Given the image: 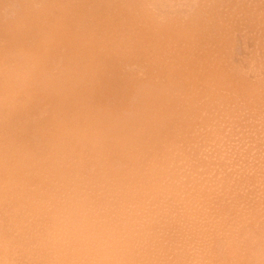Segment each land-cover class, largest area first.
<instances>
[{
  "label": "bare ground",
  "instance_id": "1",
  "mask_svg": "<svg viewBox=\"0 0 264 264\" xmlns=\"http://www.w3.org/2000/svg\"><path fill=\"white\" fill-rule=\"evenodd\" d=\"M25 1L26 0H24V2ZM40 1L44 3V4L42 3V6L44 7L43 22H39L38 19L30 18V16L32 17V15L28 17L29 15L28 12L34 14L36 12V8L35 11L33 12L35 3H31L32 0L31 1L29 0L28 2L25 3L19 1L20 3H22V5H24V8L22 10L23 12L19 8L22 13L16 15L17 17L15 18V20H12L13 22H11L10 20L12 24L8 25V23H3L2 25L1 23L2 26L6 25L7 28H9V30L5 31L6 27L3 28V34L5 33L6 34L5 36H3L1 34L2 32H0V35H2L0 38L2 37L6 38V36H8L10 39L9 41H12L13 44L12 46H14L13 47L14 49L13 48L12 49L15 52L10 48V50L14 53L13 55L19 56L20 54H22L23 57L19 58L17 56L18 57L17 61L18 62L21 61L19 63L21 65L19 66L17 64L16 66L15 64L14 65V67L16 66L15 68L12 67L11 62L14 64L17 63V61L16 62L10 61L9 64L5 60V62L11 66V67L9 66L11 70L6 69L8 71H6V73L0 80V85L2 84L1 82L5 83V86L2 85L0 86V215L2 217V218L0 217V222L4 223L1 224L0 226V264H151L150 261H152L153 263L157 262V264H264V243L261 241V240L264 241L263 238L264 210L261 211L263 206L262 207H260L259 205L257 206V203H255V200L257 201L260 200L261 203L260 205H264L263 201L261 202L262 199L261 197L263 193L261 194L260 192L261 199L258 198L256 199V197L254 196L252 197H254L255 200L253 198H252L253 200L251 199L254 202L253 203L254 206L260 207L258 208V210L260 209V213L262 212L261 215L259 211L257 212L255 210V208L257 207L254 208L257 215L255 214V212L252 211L253 208H251V210L249 209V212L252 211L250 212V215L244 211L242 212L240 211L241 213L237 212L240 209V206L243 205V209H244V206L246 205L245 203L244 204L240 203L241 205L238 206L239 209L236 210L235 205L237 204L239 205V203H237L239 202L238 197L237 198L234 197V199L235 198L237 199L236 201L237 204L236 203L233 204L230 201L231 204L234 205L235 207L234 209L236 212L233 213V216L230 214V217H233L232 219H230V217L228 218L229 214L228 216L225 214L227 216L225 217L223 213L224 217H222V220L224 219V222L220 221L218 219L220 216L218 215H220L222 212L221 213L218 212L219 214L215 213L217 211L213 210L212 207L211 210L215 214H217L215 215V218H217L218 219L217 221L220 222L217 223V226H215L217 228L214 227L216 230L213 229L214 230L213 234L211 233L212 230H209V228L207 229L205 227L206 230H203L205 229L203 227L201 228V226H203L204 224L210 223L208 219L209 215H210V219L211 216H214L209 214V211L206 212L207 208H205L206 210L203 209V212L205 211L206 212L205 214L206 215L208 214L207 215L208 223L207 222L205 223V221H207L205 220L206 215L204 216V214H202L203 212L201 213L199 212L202 210V209L200 210L199 208L200 206H198L199 209H196L198 211V214L196 213V210L193 211L194 208H192V211L194 212L193 215L194 217L196 216V218H193L190 214L191 213L190 208L191 206L193 207V203L195 201H192L193 199L189 198L191 197L190 195L187 198L190 191L188 189H192L194 192L192 185L195 186L194 183L195 180L190 179L191 176H188L191 174L192 171L190 165L189 167H187L191 169V170L189 169L190 171L187 172L189 174H187L184 171L182 172L180 165L185 164L184 161L186 160L187 162H190L191 164L195 165V167H197V165L200 166L198 168L203 170L204 162L202 163L201 161L202 160L205 161L207 156L209 157L212 156V158L213 157L217 158V160L215 159L217 162L213 161L214 158L213 160L212 159L210 160L211 162H209V160L206 159L207 162L205 161L206 163L204 166V171L206 169L205 167L210 165L209 163H211L212 165V163L216 162L218 164L216 165L217 166L216 169L214 168L215 166H212L213 170L211 171L213 172V174L214 172L215 173L219 172L220 175L222 174L220 170L223 171L226 165L224 168L220 166L219 170H217L219 166L218 160L220 159L219 155L218 157L217 155L213 156L214 155L213 153L212 155H206L204 156V158H201V156L194 154L192 152L193 151L192 147H190V149L189 146L187 147L188 143L189 144L192 143L191 142L192 137L189 136L188 134L189 130L191 131L190 129L191 126L189 125L190 122L192 121H190L191 113L189 114V121H190L189 122L187 118L188 117L187 113H185L184 108L181 109V105L179 104L180 98L182 97L183 94H185L184 91L182 92L183 89H180V87L182 86L177 88L179 89V92L181 90L180 92L181 95H179V92L175 91L176 88L172 84L173 81L170 82L172 88H169L172 89L173 91L167 90L168 88L165 86L169 82L160 85V89L162 88V86L166 88V89L162 88L160 92H159L160 89L159 90L157 89V87H159V84L157 86L155 85L156 87L152 83L151 84L153 86L151 87H146L144 85L140 87V85L138 84V79L135 78L138 75L132 78L133 74L135 75V73L131 74L129 70L128 71L125 70L126 73H124L123 71L124 68L123 70L120 69L121 71L118 69L120 72L124 73L123 74L124 86L125 83L130 82L128 80H127L128 82L125 80V78L128 79L129 76H131L130 80L132 79L137 80L136 83L139 86L136 85L135 81L133 80L127 84L128 86H130L131 83H134L136 87H138L137 88L138 91H134L137 93V94L135 93L136 96L134 95V93L133 94L131 93L133 91H130L132 87L131 88L129 87L130 90L128 88L127 89L130 91L129 93L130 96L131 95L135 96L134 97L136 98L135 101L139 100L138 103L139 107H135L136 105L134 106L133 104L134 100L132 101L133 108H131V106L129 105L130 102L128 103L126 102L127 106H130V108L132 109L131 112L133 113L130 114L131 112L129 111L130 115L127 114L126 116H124L123 115L124 113L122 112V114L119 113L122 116H119V114H114V112H120V111H114V112L110 111L111 109L115 110L114 106L111 107V109L107 108L108 107L107 105H109V103L106 104L107 100H105V103L102 102V104L103 105L105 104L107 107L101 104L102 100L101 101L97 100L96 106L93 105L94 100L92 101V99L94 98L91 95L93 93L95 95L97 94V92L100 93L97 96L106 94V96H104L105 99H107V96L109 98V95H107L108 90H106L107 93H104L103 90H105L104 89L105 87L101 89L102 87L99 84H102L105 80L110 79V77L109 78L107 77L108 79L103 78L104 80L100 81L99 76H101L104 73H108L107 72L108 70H110L112 74L113 70L116 69L115 68L116 66L113 63L116 64V62L117 63L119 62L118 63L119 65L121 63V60H123L122 62L125 66L124 62L126 59H128L127 62H129L130 59L132 60V57L134 58L135 54H141V56L143 55L141 60L145 59L143 62H145L147 65L151 64L154 66L156 64V62L154 64V60H153L154 59L153 52L156 47V44L154 43L155 42L154 39L153 41H151L152 40L151 38H153L152 36H154L152 33H151L152 36L148 34L146 35L147 32L145 33V31L143 30L138 31V29H136L137 31L134 32L133 29L132 34L134 38H137V42L135 45H133L134 43L131 45V43L129 44L130 41H128L129 38L134 39L132 36H128L129 34L127 32V30L130 27L133 28L132 25L133 22L135 21V19L133 18L134 17L133 13L135 12L133 8H136L137 10L139 9L141 18H146L147 12L145 13V10L143 9V7H145L143 6L145 0H123V3L118 0H112L114 1L112 3H114L115 5L116 2L119 3L116 6L120 5V2L122 3L120 5L121 6L120 8L124 9V10L122 9V11H126L125 18H127V20L123 18L124 20L120 21L123 25L121 29L118 28L117 31H113L114 35L112 34V32L107 33L108 31L106 30H108L107 28L109 27L110 28L112 27L114 29L115 27L114 25L116 24V21H119V19H115L116 21L113 20L114 21L113 22L112 19L107 20L109 18L108 17L107 19H105L106 21H104V18L106 16L101 13L103 15L101 17L103 21L100 20L97 21L94 19L89 20L93 18L92 16L90 18L88 17L89 18L88 20L86 19V21H91L89 24H87L84 21V19L80 17L81 15L79 16L77 14V16H79L80 18L76 20L77 21L76 24L73 21L71 22L70 20H68L69 19L68 16L71 17L72 15L71 13L72 10H76V8L72 9L73 4L71 5L72 10H70L69 7L71 4L70 0H40ZM40 1L38 0V2ZM85 2L86 0L83 1L82 4L83 6H87ZM20 3L19 5L22 6ZM150 3L151 2H148V5ZM156 3L157 5L160 4V2L158 3V1ZM14 5H16V3L10 5L9 8L11 7L13 8ZM4 6L6 7V5ZM103 6L104 8H106L104 4ZM152 6L154 7L155 5ZM16 7H18V4ZM9 8L6 7V10ZM115 8L116 10L118 9V7ZM115 8L113 10H115ZM16 9L14 8L15 12ZM12 10L13 9H11V11ZM4 11L2 12L5 14ZM104 11H107V9ZM188 11L189 10H187V12ZM116 12H113V14ZM119 12L120 11L116 13L118 16L121 15V12L120 14ZM3 13L1 14L3 15ZM25 13H27V17ZM9 15L12 16V14L10 13ZM147 16L149 20L151 16L149 17V14ZM3 18H6L7 20L6 16ZM176 19L174 20V22L176 21ZM167 23L169 22L167 21ZM178 23L176 22V24ZM95 24H97L98 27L92 29ZM176 24L175 23L172 24L175 25V27L173 26L160 27V31H161L160 34H162L166 38L165 40L163 39L164 45H166V47L169 45H170L169 47L173 46L176 40H181V42L183 41L184 44L185 41L187 42L186 40L187 34L185 35V32L187 30L185 31L183 27L184 29L183 32L184 31L185 32L182 33V30L181 31L179 30V28H181L182 26L181 27L176 26ZM74 25H78L79 30H81L80 32L81 34L78 31L79 33L78 36L73 32L72 34L74 35V37L75 38L79 37V39L83 38L88 40L87 41L88 46L82 49V53H84V55L82 54L83 56L82 55L81 56L84 57V59L81 56H77V58L79 57V59H75L73 55L71 56L70 54L71 58L69 56V58L67 57L68 59L67 58L61 59L62 64L58 61L61 64V66L57 65L59 67H56L57 69L54 70L55 68L53 69L52 61H54V63L56 62V60H53L54 57L56 56L55 54L52 55L53 56V57L51 56L52 60H49L48 52L51 51L50 52L51 54L52 48L58 49L59 46H63L64 49L66 43L69 42H70L69 44L72 43V40H74L75 38L72 35H70V30L72 29V27H74ZM117 25L118 24H116V26ZM105 27L107 28L105 29ZM102 31L105 35H103L102 33L101 35L103 36V38L101 39L98 35ZM6 39L5 41H8ZM178 42L181 43L180 41ZM179 43L176 42V44L174 45L175 48H177L176 54H175V50L173 51L174 53H172L173 55L170 54L173 56V57L170 56L171 57L170 59L174 64L171 65L170 64L172 63L171 61L170 63L167 62L170 65L172 71L176 69V66H178L179 68L180 64L178 59L183 58L182 54L185 57L183 48L185 50V46L188 45V43L187 45L182 44L184 46L183 47ZM1 45L2 43L0 44V48ZM132 46H135L133 47L134 49L136 48L135 52H133L130 49V47ZM188 47H190V43ZM29 48L32 50H29ZM187 48L186 50L191 51L190 50L191 48L188 49ZM57 49H55V51ZM166 49L167 48H165V50ZM0 51L2 52V50ZM4 51L2 53H4ZM65 51L67 52V50ZM45 52H46V56L44 57L45 58L44 59L43 53ZM66 52L65 55L68 53ZM162 52L164 53L163 50ZM59 54L61 57L62 53L59 52ZM168 55L166 56V58L168 57ZM5 56L9 57L7 55ZM189 56L188 59H190ZM11 57L15 59L13 56ZM40 58L41 59L43 58L44 60L49 62L50 64V65L48 64L50 66V67L48 66L49 69L47 66L45 67L39 65L38 61L40 60ZM166 58H165L166 61L169 60ZM44 60L42 61L44 62L42 64L47 65V63H45ZM137 61H139V59ZM147 61L150 64H148ZM166 61L162 63H165ZM182 62L184 63L185 61H180V63ZM103 63L106 66H104ZM176 63L179 65H176ZM4 64L3 67L6 66L7 68V64L5 65ZM160 65L161 63L158 65V67ZM146 66L145 69L146 68L148 69V66L147 67ZM153 66L152 69L154 68ZM161 67L162 65L160 66V68ZM50 68H52L54 71L52 72L51 69L50 72ZM162 69L163 67L160 70L162 71ZM165 69H169V68H165ZM178 70L177 73L178 72L181 73L180 76H183L182 74L184 72L185 73L188 72L187 66H184ZM110 72L108 73V75L110 74ZM115 72L118 71L116 70ZM152 72L154 71H151V75ZM168 72L165 73L167 74ZM51 73L54 74L52 75ZM145 73L146 71L144 72V74ZM113 74L116 75L115 73ZM113 74L109 76L112 77L114 76ZM151 75L149 73V78L152 77ZM168 75H170L169 77L171 78L172 74H168ZM173 75H175V73ZM187 75L189 76V78L191 77L189 73ZM120 76L122 77V74ZM176 76H178V74ZM167 77L168 76H166L165 78L166 80L168 79ZM141 78L142 76H140V79ZM144 78L147 79L146 75ZM183 78L185 79L186 82L187 78H185V75ZM116 79L119 80L120 78L117 77ZM157 80L161 81V79L160 80L157 79ZM144 81H141L142 84ZM147 81L148 80H146L145 82ZM141 82L139 83L141 84ZM112 84H113V88L110 87L112 89L111 92L110 91L109 92L111 94L112 93L115 94L113 89L116 86L114 85L116 83L113 82ZM99 86L101 87L99 88L100 90L97 89ZM167 86L169 87L170 84L169 85L167 84ZM126 87L127 86L121 88L126 89ZM31 90H33L32 91L33 93L35 92L36 96L31 92ZM22 91H24L23 92L24 95ZM116 91L118 92L119 90ZM30 92H31L30 94L31 96L29 95ZM38 92L40 93V95ZM18 93H20L21 96L23 95L22 98H20ZM37 94L39 96L43 95L45 99L44 101L46 103L43 101L42 96L39 97ZM111 94L110 96L113 95ZM119 94L117 93V95ZM123 94L121 93V97H123ZM14 95L16 96V98L18 97L17 100H15L16 98L14 97ZM90 95L92 99L90 98ZM127 97L126 100L124 99L125 101L132 100L131 98L129 99V96ZM110 98H114V97H110ZM88 99L91 100L89 101ZM169 99H171V102L169 101ZM120 100L122 101V99H119L118 101ZM161 100L163 102L162 106L160 104ZM163 100L165 102L167 101L168 103L167 106H165L166 103ZM187 101L185 102L183 100L185 104L188 103L190 105L189 103L190 101L189 102ZM115 102H117V100H115ZM98 103L101 106H98ZM123 103H121V105ZM110 104H114V103H110ZM146 104H148L147 107ZM158 104L159 106H161V108L166 107L167 111L166 109H164V111H162L163 109L162 110L159 109ZM169 104H171L173 107L170 108ZM119 105H117L118 108L117 107L116 108L121 110V105L120 107ZM102 106L104 108L106 107V109L101 108ZM123 106L124 105H122V107ZM125 106L124 108L127 109L129 108ZM184 107H186V111L188 112L189 110H187V108L189 109L191 106L188 107V105L186 106L184 105ZM136 109L137 111H135ZM134 111L136 113H134ZM187 129L188 131L186 132ZM185 134H187L190 138ZM170 139L172 141H169ZM182 147L184 148L187 147L186 149H189V151H187L188 154L187 152L186 155L184 154L183 151L184 149ZM204 148H206V145ZM178 149L179 151L180 150L182 151V154L176 152V150ZM194 152L196 151L194 150ZM179 157L180 159L182 158L183 160L184 159L185 160L184 161L180 160ZM251 157L252 156L247 158L249 159ZM199 158H201L202 160L198 161ZM227 158L229 160L230 157ZM227 158L224 159L222 155V158L219 160V162H222L223 160L226 161ZM240 158L241 157H239V159ZM262 158L264 159V156ZM237 159L235 161H232L231 159L230 160L232 162H236ZM242 159L243 161L245 160L244 158ZM259 159L260 157L258 159L256 157V160L259 161ZM197 161L199 162V164H197L198 163ZM246 161L244 162L246 163ZM175 162H178L177 164H179L180 162L181 163L177 165L175 164ZM236 164L237 163H235L234 166ZM262 164L264 163L262 162ZM175 165L179 167L175 168ZM255 165L256 164H254L253 166ZM259 165H261V163ZM186 166H188V164ZM228 167L233 168L231 162ZM228 167H226V169ZM242 167H245V165H243ZM187 168L185 167L184 169ZM198 168L197 170L200 171ZM235 168L238 167H234V170ZM89 169L91 170V172H86V170L89 171ZM208 169L209 166L206 169L207 172L206 171L204 172L202 170L201 171L206 174L208 173V175L210 176L208 175L207 176L211 178V174H210L211 171L209 172ZM241 169L243 170V168ZM195 171L196 170L192 172L194 173ZM201 171L199 172L200 175H201ZM236 172L237 169L234 173ZM258 172L260 173L261 171ZM199 173L195 174V178L196 180H198L196 182L198 184L200 183L199 186H201V184L203 183L202 185L203 187L205 186L206 182L201 181L202 176L200 177V175H199V179H200L199 182V179H197L198 176L196 177V175H198ZM234 173L233 175H231L232 177L234 176ZM242 173L248 174L249 172L247 171L245 173L244 172ZM184 174L188 178L187 181L186 178L183 177L185 176ZM229 174L230 172H227V174L225 175H229ZM255 174L254 177H256ZM220 175H217V177L219 178ZM182 177L183 180L185 181L181 180ZM221 177H224V175ZM252 177L250 176L249 173V179H251ZM254 177L252 181L256 180L254 179ZM191 178L194 177L192 176ZM222 179H219L221 180V183L219 182L221 185H223L224 182L226 181L224 179L223 181ZM190 180L194 184L191 183L192 184L191 185L190 182L189 184H185V182L188 183V181ZM203 180L205 179L203 178ZM244 182H243V186H244ZM249 182L251 181L249 180ZM260 182H262V180ZM198 184L196 185L195 188H198ZM209 184L211 185L212 183H207L205 188H208L210 191L209 188L210 186L207 187ZM182 185L183 188H181ZM189 185H191V187ZM214 185L213 187L211 186L212 189L217 187V190L214 189L213 191H216V193L218 192L217 195L214 194L213 192L214 197L219 198V193L225 191L226 189L222 190L223 187H221V190H219L218 187L219 184H217L216 187H214ZM235 185L237 186V184ZM248 185L246 184L244 187L248 188L247 187ZM185 186H186L185 189L188 190V192L184 189ZM259 187H261V185L258 186L257 191L258 190L260 191L261 188L259 189ZM228 188L230 191H232L230 187ZM180 189H183V191L179 192ZM263 189L264 188H262V190ZM184 191L187 193V194L184 193L185 197L181 193ZM209 191H207L206 193V191L204 190L202 192V189H200V191L196 190L197 193L199 192V195L200 192H202L203 195L206 194L209 195V193H211ZM225 192L223 193V195L228 194V192L226 193ZM234 192L235 191L233 190V193ZM202 194L201 196H203ZM231 194L230 195L228 194L227 195L228 197L226 198H230V200H232L231 198H233V196H231ZM250 194L251 193H249V195ZM181 195L184 198L181 197ZM220 195L222 194L220 193ZM222 196H220V198L222 199L223 202V199L226 195L223 198ZM214 197L213 198L210 197V199L207 200V203L212 204L213 202L211 203L210 200L212 199L213 201V199H215ZM249 198H251V195ZM221 199L220 200L217 199L218 201L217 200L215 201L219 202L221 201ZM225 199H224V203L226 201ZM190 202L192 204H190ZM201 202L205 203L206 201L201 200ZM245 202L247 203L248 201ZM199 203L200 201L197 203V205H200ZM197 205L195 204V206ZM212 205H214V207L217 208V206H215L216 202L215 204ZM219 205L220 204H218V207ZM224 205L225 204H223V207ZM247 205L249 204L247 203ZM250 206H247V208ZM224 208L226 209V206ZM220 209L223 208L220 207ZM187 210H190L189 214L193 220L191 219V217L190 218L188 217L189 215L186 212ZM199 215L201 217V220H198L199 222L198 223L196 219ZM256 216L260 218H257ZM202 217L203 218L205 217L204 220H202L203 219ZM234 218L236 219L233 220ZM1 219L3 220V222L1 221ZM187 219H189L190 222ZM212 219H214V217ZM194 221H196L198 225L200 224V227H198V225H194L193 224L195 223ZM214 221L215 219L211 223H214ZM5 222H7L8 224H6ZM201 223L204 224L201 225ZM195 226L198 227L197 228L198 230L199 228H201L202 229L201 231H205V233L208 232V230L211 231L210 233L212 234V236H214V240L212 239L213 242L210 239L211 241L210 243H212L211 245L208 244L209 239L207 240L206 235L205 236H202L203 234L199 235L200 233L198 234L199 235L198 237L200 243L202 242V245H204L203 248L202 246L201 247L199 246L200 243L198 239H197L198 242H196V240L194 239L191 242L192 238L195 236L193 237L191 236L192 238L189 241L191 234H189V238H188L186 233H191L193 227L194 229L196 228ZM257 228L258 229L260 228L261 231L258 230ZM256 230L258 231L256 232ZM260 234L261 236H258ZM195 238H197V236ZM203 238H205V241H202ZM143 240L146 241L140 242ZM194 241L196 245L198 243L199 244L196 246ZM203 242L204 243L207 242V243L203 244ZM187 245L190 246L195 245L197 248L199 247V249H196V247L194 246L196 249L194 252L197 253L190 254L191 250H189V246ZM194 247L191 246L190 249ZM141 257H144V259ZM166 257L168 258L166 259ZM90 258L91 260L93 258V262L92 261L90 262ZM141 259L146 261L144 262Z\"/></svg>",
  "mask_w": 264,
  "mask_h": 264
},
{
  "label": "rangeland",
  "instance_id": "2",
  "mask_svg": "<svg viewBox=\"0 0 264 264\" xmlns=\"http://www.w3.org/2000/svg\"><path fill=\"white\" fill-rule=\"evenodd\" d=\"M4 1V2H3ZM15 1H18V2H15ZM24 2V0H14V3H13V0H0V18L3 16V17H7V20H6V18H1L0 19V25H1V23H2V25H3V23H8V25H10V24H12L11 22H13L12 20H15V18L17 17L16 15H18L19 13H22L23 11V8H24V5H22V3H20V2ZM29 0H26L25 2H28ZM31 1V0H30ZM34 1V2H33ZM35 1L36 0H32V2L31 3H35ZM40 1V0H39ZM83 1H85V0H70V2H71V4H70V10H72V9H74V8H76V10H72V15H71V17L70 16H68V20H70L71 22L73 21L74 23H76L77 24V19H79L80 17L81 18H83L84 19V21L87 23V24H89L91 21H86V19L88 20L90 17H92L93 16V18L92 19H89V20H97V21H103V19L101 18L103 15H105L106 17L104 18V21H106L105 19H107L108 17V19L107 20H109V19H112V21L113 20H115V19H119V21H116V24H118L117 26H116V24L113 26L114 27V29L112 28H110V30H109V28H107V27H105V29L107 28L108 30H106V31H108L107 33H110V32H112V34L114 35V32L113 31H117L118 30V28L119 29H121V27H122V23L120 22V21H122V20H124L123 18H125V12L126 11H122V9L120 8L121 6V4L123 3V0H118V1H121L120 2V5H118V6H116L117 4H119L118 2H116V5L114 4V3H112V2H114V1H112V0H108L109 1V4H108V1L107 0H90V2H89V0H86V5L87 6H83L82 4H83ZM88 1V2H87ZM92 1V2H91ZM96 1V2H95ZM101 1V2H100ZM158 1V3L160 2V4L159 5H157V2ZM187 1V2H186ZM3 2V3H2ZM9 2V3H8ZM10 2H12V3H10ZM24 2V3H25ZM41 2V1H40ZM38 2V0L36 1V3H35V7H34V10H33V12L35 11V8H36V12H35V14L34 13H29L28 12V17L30 16V15H32V17L30 16V18H33V19H38V21L39 22H43L44 20V14H43V6H42V3L43 2ZM74 2V3H73ZM79 2V3H78ZM145 3V5L143 4V6H145V7H143V9L145 10V13H146V18H141L140 17V13H139V9L137 10L136 8H133L134 9V13H133V18L135 19V21L133 22V28L132 27H130L128 30H127V32H128V36H132L133 38H134V36H133V34H132V31H133V29H134V32L135 31H137L136 29H138V31H141V30H143V31H145V33H146V35L148 34V35H151V33L155 36H152L153 38H151L152 40L151 41H153V39H154V43L156 44V47H155V49H154V52H153V55H154V64H155V62H156V64L155 65H157V66H153V65H151L148 61H147V63L148 64H150V65H147L145 62H143L144 60H141L142 59V56H141V54H135L134 55V58L132 57V60L130 59L129 60V62H127V60L128 59H124L125 60V66H124V64H123V60H121V63L118 65V63L116 62V64L115 63H113L116 67V69H114L115 71L117 70L118 72H120L121 70H123V68H124V73H126V71L125 70H129L130 72H131V74L132 73H135V75L133 74V76H132V78H134L136 75H138V76H136L135 78L136 79H138V84L140 85V87H142V85H144V86H146V87H151V86H157L158 84H159V87H157V89L159 90L160 89V85H163V84H165L166 82H169V83H167L168 85L170 84V86L168 87L167 86V84L165 85L168 89L167 90H169V91H173L172 89H169V88H172V85H171V83L170 82H172V84H173V86L176 88L175 89V91H177V92H179V89H177V88H179L180 86H182V87H180V89H183L182 90V92L184 91V93L185 94H183L182 95V97L180 98V102H179V104L181 105V109L182 108H184V111H185V113H187V115H188V121H189V114H190V121H192V122H190V125L189 126H191V131L189 130V132H188V134H189V136H191L192 138H191V142L192 143H188L187 144V147L189 146V149H190V147H192V149H193V153L194 154H197V155H199V156H201V158H204V156H206V155H212L213 153H214V155L213 156H216L217 155V157H218V155H219V157H220V159L222 158V155H223V158L225 159V158H227V157H230L229 158V160L231 159L232 161H235L237 158L239 159V157H241L240 159H242V158H244L245 160L244 161H246V163L243 161V159L242 160H238L237 159V161L236 162H232L231 160H230V162H231V164H232V167L234 166V164L235 163H237L234 167H238V168H235V170H234V167L233 168H229L228 166H229V164H230V162H229V160H228V158L226 159V161L225 160H223L222 162H219V160H218V163H219V166H218V168H217V170H219V167L221 166V167H225V165H226V167H228L227 169L228 170H231V171H233V172H231V171H228L227 169H226V167H225V169L227 170H223V171H221L220 170V172H222V174L220 175V173L219 172H217V173H215L214 172V174H213V172L211 171V170H213V168H212V166H215L214 168L216 169V165H218L216 162V160H217V158H214V160H213V158H212V156H207L206 157V159L207 160H209V162H211L210 160L212 159L213 161H216V162H214V163H212V165H211V163H209L210 165H208L209 166V172H210V174H211V178L210 177H208V176H210V175H208V173L206 174V173H204L205 171H206V169L208 168V166L207 167H205L206 169H205V171H204V166H205V163L207 162V160L205 159V161H203L201 158H199V160L198 161H200V160H202L201 162L203 163V170L202 169H200V168H198V167H200V166H198L197 165V167H195V165H193V164H191L190 162H187L185 159V161L181 158L180 159V157H179V159L180 160H183L184 161V163L185 164H183V165H180V168H181V170H182V172L184 171V172H188V171H190L191 169L190 168H192V171H194V170H196L194 173L191 171V174L190 175H188V176H193L194 178H191L190 177V179H192V180H195V186H193L191 183H193L191 180L190 181H188V183L187 182H185V184H189V182H190V184L192 185V187H193V189H194V192H193V190L192 189H188V190H192L191 192L189 191V194H188V196H187V198L189 197V195L191 196V197H189V198H192L193 200L192 201H195L194 203H193V207L191 206V216L193 217V218H196V216L194 217V215H193V211H195L196 209H199L200 208V210L201 211H199L200 213L201 212H203V209H205V208H207V210H206V212H208L209 211V214H211V215H214V216H211V219L214 217V219H215V221H216V223H215V221H214V223H211L214 219H212V221H211V219H210V215H209V224H204V223H201V225L202 224H204L203 226H201V228L203 227V228H209V230H212V232L211 231H209L208 230V232H206L205 233V231H201L202 229L201 228H199V230L197 229L198 227H200V224L198 225V220H201V217H200V215L197 217V219H196V221L198 222H196V221H194L195 223H193L194 225H198V227L197 226H195L196 228L194 229V227H193V230H194V232H193V230L191 231V233H186L187 234V236H188V238H189V234H191L190 235V238H189V241H190V239L193 237V236H197V238H195V237H193L192 238V240H191V242L193 241V239L194 240H196V242H198L199 241V235H201V234H203L202 236H205L206 235V237H207V240L209 241V243L208 244H212V243H210L211 241L213 242V240H214V236H212V234H213V231L214 230H216L215 228H217V227H215V226H217V223H220L219 221H217L218 219L220 220V221H222V222H224V219L222 220V217H224V215L226 214L227 216H228V214H229V216H228V218L230 217V214L233 216V213H236L235 212V207H234V203H236V201H237V197H238V201L239 202H237V203H239V205L237 204V205H235L236 206V210H238L239 209V207L238 206H240L242 203L244 204H246L245 206H244V209H243V205L242 206H240V209L237 211V212H242V211H244V212H246V213H248L249 215H250V212H255V214L257 215V213H256V211L258 212L259 211V213H260V209L258 210V208H260V207H264V205H260L261 203H260V200L259 201H257V200H255L254 199V197H256V199L258 198V199H261V202L263 201V203H264V198H263V196H264V189L262 190V188H264V178H262V177H264V164H262V162L264 163V159L262 158L263 156H264V0H149V1H144ZM148 2H151L149 5H148ZM7 3V4H6ZM16 3V5H14V7L12 8H9L10 7V5H12V4H15ZM19 3L22 5V6H20L19 5ZM23 3V4H24ZM77 3V4H76ZM88 3V4H87ZM90 3H91V5H90ZM101 3V4H100ZM180 3V4H179ZM17 4H18V7H16L17 6ZM44 4V3H43ZM73 4V5H72ZM94 4V5H93ZM99 4V5H98ZM103 4L105 5V7L106 8H104V6H103ZM178 4V5H177ZM4 5H6V7L7 8H9V9H7L6 10V7L4 6ZM73 7H72V6ZM97 5V6H96ZM103 7H102V6ZM109 5H111V6H109ZM152 5H155L154 7L152 6ZM168 5V6H167ZM243 5V6H242ZM76 6V7H75ZM81 6H83V7H81ZM94 8H93V7ZM149 6V7H148ZM2 7V8H1ZM71 7H72V9H71ZM81 7V8H80ZM108 7H109V9H108ZM115 7H118V9L116 10V8H115V10H113ZM137 7V6H136ZM154 9H153V8ZM14 8L16 9V12L14 11ZM21 9V11H20V9ZM41 8V9H40ZM80 8V9H79ZM83 8V9H82ZM97 8V9H96ZM113 8V9H112ZM160 8V9H159ZM173 8V9H172ZM185 8V9H184ZM6 10V11H4V10ZM11 9H13L12 11H11ZM80 11H79V10ZM82 9V10H81ZM107 9V11H104V10H106ZM111 9V10H110ZM84 10V11H83ZM96 10H98V11H96ZM101 10V11H100ZM109 10H110V12H109ZM113 10V11H112ZM124 10V9H123ZM154 10H155V12H154ZM161 10V11H160ZM163 10V11H162ZM187 10H189L188 12H187ZM2 11H4L5 12V14L2 12ZM31 11V10H30ZM75 11V12H74ZM79 13H78V12ZM117 11V12H116ZM118 11H120L121 12V15L120 16H118L116 13H118ZM168 11V12H167ZM228 11V12H227ZM14 14H13V13ZM87 12V13H86ZM98 12H100V13H98ZM113 12H116V13H114L113 14ZM120 12H119V14H120ZM153 12V13H152ZM1 13H3V15L1 14ZM9 13L10 14H12V16L11 15H9ZM98 13V14H97ZM103 15H102V14ZM106 13V14H105ZM154 13H155V15H154ZM176 13V14H175ZM210 13V14H209ZM8 14V15H7ZM39 15V16H37V15ZM77 14L80 16H77ZM93 14V15H92ZM149 14V20H148V15ZM152 14V15H151ZM25 15H26V17H27V13H25ZM84 15V16H83ZM87 15V16H86ZM98 15V16H97ZM115 15V16H114ZM174 15V16H173ZM179 15V16H178ZM185 15V16H184ZM189 15V16H188ZM35 16H37V17H35ZM83 16V17H82ZM95 16V17H94ZM100 16V17H99ZM119 18H118V17ZM9 17V18H8ZM40 19H39V18ZM77 17V18H76ZM87 17V18H86ZM89 17V18H88ZM114 17V18H113ZM175 17V18H174ZM176 17H177V19H176ZM184 17V18H183ZM188 17V18H187ZM229 17V18H228ZM154 18H155V21H154ZM158 18V19H157ZM172 18H173V20H172ZM188 20H186V19ZM121 19V20H120ZM126 20H127V18H125ZM151 19V20H150ZM176 19V21L174 22V20ZM10 20H11V22H10ZM137 20H139V21H137ZM147 20V21H146ZM157 20V21H156ZM160 20V21H159ZM167 21L169 22V23H167ZM84 22V23H85ZM114 22V21H113ZM118 22V23H117ZM125 22H127V21H125ZM152 22V23H151ZM157 22V23H156ZM171 22V23H170ZM175 23L176 24V22L178 23V24H176V26H182L181 28H179V30L181 31L182 30V33H184L186 30V32H185V35L187 36V38H186V40H187V42L185 41V44L187 45V43H188V45L187 46H185V50H184V46L183 45H185L184 44V42L182 43L181 42V40H176L175 41V44H176V42L177 43H179L178 41H180L181 43H179V44H183L182 46V48H183V51H184V53H185V57H184V55L182 54V56H183V58H180V59H178L179 60V64H177L176 63V65H179V68H178V66H176V69L178 70V69H180V68H182V67H184V66H187V68H188V72L187 73H183L182 75L183 76H180L181 75V73H177V70L176 69H174L173 71L171 70V68H170V65L167 63V62H169L170 63V61L172 62V60L170 59L171 57L170 56H172L173 54L172 53H174L173 51L175 50V54H176V51H177V48H175V44L173 45V46H171V47H169V46H167L166 47V45H164V40L166 39L162 34H160V27L161 26H164V27H171V26H173V27H175V25H172L173 23ZM148 23V24H147ZM149 23H150V25H149ZM162 23V24H161ZM167 23V24H166ZM146 24V25H145ZM156 26H155V25ZM157 24H158V26H157ZM0 26V32H2L1 34L3 35V36H5V34H3V28H5V31H7V30H9V28H7V26L6 25H4V26ZM96 25V26H95ZM94 26H93V28L92 29H94V28H96V27H98L97 26V24H95ZM99 25H101V24H99ZM130 25H131V23H130ZM153 25V26H152ZM166 25V26H165ZM147 26H148V28H147ZM117 27V28H116ZM153 27H154V29H153ZM183 27H184V29H185V31L183 32ZM150 28V29H149ZM105 29H103V30H105ZM116 29V30H115ZM95 30H97V29H95ZM149 30H150V33H149ZM189 30V31H188ZM196 30V31H195ZM248 30V31H247ZM4 31V32H5ZM78 31H79V33L81 32V30H79V27H78V25H74V27H72V29L70 30V35H72L73 37H74V35L72 34L73 32H74V34H76L77 36H78ZM124 31H126V30H124ZM158 32V33H157ZM189 32V33H188ZM103 33V31L98 35L101 39L103 38V36L101 35ZM7 34H8V32H7ZM81 34V33H80ZM2 35H0V37L2 36ZM103 35H105L104 33H103ZM113 35H111V36H113ZM159 37H157V36ZM162 35V36H161ZM161 36V37H160ZM190 36V37H189ZM196 36V37H195ZM99 37H98V39H99ZM189 37V38H188ZM195 37V38H194ZM7 38V39H6ZM6 38H4V37H2V38H0V44L2 43V45H1V48H0V50H2V52L4 51V53H2L1 51H0V53L1 54H3V55H1L0 54V80H1V78L4 76V74L6 73V71H8V70H6V69H9V70H11V68H9V66L10 65H8V63L10 64V61H13V62H16L17 60H18V57L19 58H22L23 56H22V54H20L18 57L17 56H15V55H13L14 53L10 50V48L12 49L14 46H12L13 44H12V41H9L10 39H9V37L8 36H6ZM75 38V37H74ZM159 40H158V39ZM162 38V39H161ZM5 39L6 40H8V41H5ZM76 39V40H75ZM74 40H72V43L71 44H69V43H66V46L64 47V49L65 50H67V52L63 49V46H59V48L57 49V48H55V49H57L56 51H55V49H53L52 48V53L50 54V52L51 51H49L48 52V54H49V56H48V59L49 60H52L51 58L53 57L52 55H54L55 54V56L56 57H54V59L53 60H56V62L54 63V61H52L53 63V69L54 70H56L57 68L56 67H59V66H61V64H62V60L61 59H63V58H69V56H70V54H71V56L73 55V57L75 58V59H79V57L77 58V56H81L82 54L84 55V53H82V49L83 48H85L86 46H88V44H87V41L88 40H86V39H79V37H76ZM164 39V40H163ZM190 39V40H189ZM236 39V40H235ZM80 40H81V42H80ZM253 40V41H252ZM128 41H130L129 42V44L131 43V45L133 44V45H135L136 44V42H137V38H134V39H132V38H129V40ZM195 41V42H194ZM223 41V42H222ZM8 42H9V44H8ZM11 42V43H10ZM78 42V43H77ZM161 42V43H160ZM158 43V44H157ZM160 43V44H159ZM189 43H190V47H188L189 46ZM4 44V45H3ZM80 44H85V45H80ZM65 45V44H64ZM158 45V46H157ZM160 45V46H159ZM162 45H164V46H162ZM4 46V47H3ZM9 46V47H8ZM12 46V47H11ZM68 46H70V47H68ZM76 46V47H75ZM68 47V48H67ZM133 47H135V46H132V47H130V49L133 51V52H135V49L133 48ZM161 49H160V48ZM191 48L190 50L191 51H189V50H186V48ZM201 47V48H200ZM207 47V48H206ZM165 48H167L166 50H165ZM169 48V49H168ZM173 48V49H172ZM187 48V49H188ZM14 49V48H13ZM12 49V50H13ZM62 49H63V51H62ZM29 50H32V49H30L29 48ZM162 50L164 51V53L162 52ZM168 50V51H167ZM14 51V50H13ZM55 51V52H54ZM74 51H76V52H74ZM157 51V52H156ZM166 51V52H165ZM186 51V52H185ZM190 52V53H188V52ZM195 51V52H194ZM12 52V53H11ZM15 52V51H14ZM29 52V51H28ZM59 52L60 53H62L61 54V57H60V54H59ZM65 52L67 53L66 55H65ZM72 52V53H71ZM170 52V53H169ZM64 53V54H63ZM156 53V54H155ZM188 53V54H187ZM208 53V54H207ZM16 54V53H15ZM45 54V55H44ZM47 54V55H48ZM57 54H58V56H57ZM162 54V55H161ZM165 54V55H164ZM169 54V55H168ZM170 54H172V55H170ZM5 55H7V56H9L10 57V59H9V57H6ZM82 55V56H83ZM164 55V56H163ZM168 55V57L166 58V56ZM190 55V56H189ZM2 56H5V57H2ZM11 56H13L15 59H13ZM21 56V57H20ZM42 56V55H41ZM46 56V52L45 53H43V58ZM52 56V57H51ZM64 56V57H63ZM71 56H70V58H71ZM81 56V57H82ZM137 56H138V58H137ZM187 56V57H186ZM188 56H189V58L190 59H188ZM50 57V58H49ZM58 57H60V58H58ZM72 57V58H73ZM156 57V58H155ZM164 57V58H163ZM173 57V56H172ZM176 57H177V55H176ZM12 58V59H11ZM42 58V59H43ZM67 58V59H68ZM83 59H84V57H82ZM144 58V57H143ZM165 58L166 59H169V60H165ZM41 58H40V60L38 61L39 62V65H42V66H49L50 64H49V62L48 61H46V60H44L45 61V63H47V65H43L42 63H44V62H42L43 60H42ZM139 59V61H137ZM163 59V60H162ZM183 59H185V60H183ZM5 60H6V62H8V63H6L5 62ZM7 60H9V61H7ZM19 60H22V59H19ZM42 60V61H41ZM2 61H4L5 62V64H7V68H6V66L5 67H3V64H4V62H2ZM61 63H59V62ZM164 61H166L165 63H162V62H164ZM180 61H185L184 63L182 62V63H180ZM206 61V62H205ZM21 61H17V63H12L11 62V65H12V67H14V65L16 64V66H17V64L20 66L21 64H19ZM143 62V63H142ZM158 62H160L161 63V65H162V67H163V69H162V71L160 70L161 68H160V66L158 67V65L160 64V63H158ZM175 62V61H174ZM41 63V64H40ZM50 63H51V61H50ZM57 63V64H56ZM127 63V64H126ZM129 63V64H128ZM141 63V64H140ZM167 63V64H166ZM207 63V64H206ZM1 64H2V66H1ZM4 64V65H5ZM49 64V65H48ZM55 64H56V66H55ZM121 64H122V66H121ZM131 64H133V65H131ZM137 64H138V66H137ZM148 66V69L146 68L145 69V66L146 65ZM166 64V65H165ZM171 65H173L174 63L172 62V63H170ZM182 64V65H181ZM200 64V65H199ZM57 65H59V66H57ZM103 65L104 66H106L104 63H103ZM140 65H142V66H140ZM169 65V66H168ZM184 65V66H183ZM15 66V67H16ZM51 66V67H52ZM117 66H118V68H117ZM121 68H120V67ZM127 66V67H126ZM128 66H129V68H128ZM137 66V67H136ZM146 66V67H147ZM152 66L154 67L153 69H152ZM167 66V67H166ZM175 66V65H174ZM182 66V67H181ZM11 67V66H10ZM14 67V68H15ZM50 67V66H49ZM49 67H48V69H49ZM114 67V66H113ZM151 67V68H150ZM158 67V68H157ZM191 67V68H190ZM5 68V69H4ZM127 68V69H126ZM157 68V69H156ZM165 68H169V69H165ZM235 68V69H234ZM51 69L52 68H50V72H51ZM52 69V72L54 71ZM120 71H119V70ZM141 69V70H140ZM145 69V70H144ZM152 69V70H151ZM207 69V70H206ZM113 70V73H115L116 75H114L113 73V75L114 76H109V75H112L111 74V72H110V70H108L107 72L109 73L110 72V74L108 75V73H104V74H102L101 76H99L100 77V81H103L104 79L103 78H106V79H108L109 77H110V79H108V80H105L102 84H99L100 86L97 88V89H99V88H101V89H103L104 87V89L105 90H103V92L104 93H107V91L106 90H108V93H107V95H109V98H108V96H107V99H105V97L104 96H106V94H103V95H99V96H97L98 94H100V93H98L97 92V94L95 95L93 92V94H91L92 95V97L94 98V99H92V97H91V95H90V98L92 99V101H93V105L94 106H96V104H97V100H99V101H101V104H102V102L103 103H105V100H107L106 101V104H108L109 103V105H105L107 108H109V109H111V107H113L114 106V108H115V110H110L111 112H114V111H120V112H114V114H119V113H121L122 114V112L124 113L123 115L124 116H126L127 114L128 115H130V114H132L133 112H131V108H133V104H134V106L135 107H139V100H137V101H135L136 100V98H134L135 96H136V92H134V91H138L137 90V88L138 87H136V85H138L136 82H137V80L135 79H132L133 81H135V83H136V85L134 84V83H131V85L130 86H128L127 84L128 83H130L132 80H130V77L131 76H129V78L128 79H126L125 78V80L127 81H130V82H128V83H125V86H127L126 87V89H122L121 87H125L124 86V82H123V74L124 73H122V72H120V73H118V72H115ZM160 70V71H159ZM168 70H169V72H168ZM171 70V71H170ZM146 71V73L144 74V72ZM151 71H154V72H152V75H151ZM156 71H158V72H156ZM164 71V72H163ZM179 71V70H178ZM195 71V72H194ZM148 72V73H147ZM165 72H168L167 74L165 73ZM171 72V73H170ZM173 72V73H172ZM3 73V74H2ZM118 73V74H117ZM138 73V74H137ZM142 73V74H141ZM149 73H150V75L153 77H150L149 78ZM157 73V74H156ZM164 73V74H163ZM175 73V75H173ZM189 73V75L191 76L190 78H189V76L187 75ZM52 75L54 74V73H51ZM122 74V77L120 76ZM128 74H129V72H128ZM130 74V75H131ZM139 74H140V76H142V78L140 79V76H139ZM165 74H166V76H168L167 78V80L165 79L166 78V76H165ZM168 74H172L171 75V78L169 77L170 75H168ZM178 74V76H176ZM125 75H127V74H125ZM145 75H146V77H147V79L146 78H144L145 77ZM148 75V76H147ZM161 75V76H160ZM184 75H185V78H187L186 79V82H185V79L183 78L184 77ZM187 75V76H186ZM106 76V77H105ZM120 76V77H119ZM158 76V77H157ZM160 76V77H159ZM162 76H164V77H162ZM175 76V77H174ZM180 76V77H179ZM108 77V78H107ZM120 78L119 80L118 79H116V78ZM156 77V78H155ZM180 79H179V78ZM145 79V81L146 80H151V81H149V83H148V81L147 82H145L144 81V79ZM178 79V80H176V79ZM157 79H161V81H158ZM170 79V80H169ZM139 80H141V81H144L143 82V84H142V82L141 81H139ZM155 80V81H154ZM166 80V81H165ZM175 80V81H174ZM181 80H182V82H181ZM184 80V81H183ZM121 81V82H120ZM154 81V82H153ZM113 82H115L116 84H114V85H116L115 87H114V92H115V94H111L110 92H111V89L113 88V84L112 83ZM123 82V83H122ZM139 82H141V84L139 83ZM156 82V83H155ZM188 82V83H187ZM2 84V86H5V83H3V82H1ZM153 85H152V84ZM185 83H187V84H185ZM122 84V85H121ZM183 84V85H182ZM0 85V86H1ZM117 85H118V87H117ZM121 87H120V86ZM134 87H133V86ZM138 85V86H139ZM107 86V87H106ZM155 86V87H156ZM110 87H112V88H110ZM131 88V90H130V88ZM140 87H139V89H140ZM174 87H173V89H174ZM191 87V88H190ZM106 88H108V89H106ZM130 90V91H133V92H131L132 94L134 93V95H131L130 96V91L128 90V89ZM136 88V89H135ZM162 88H165L164 86H162ZM162 88L159 90V92L162 90ZM187 90H186V89ZM97 89H96V91H97ZM119 90L118 92L116 91V90ZM133 89V90H132ZM166 89V88H165ZM34 90V89H33ZM33 90H31V92L33 91ZM100 90V89H99ZM113 90H112V92H113ZM125 91V93H126V91H127V93L125 94L124 93V91ZM220 90V91H219ZM26 91V90H25ZM36 91V90H35ZM110 91V92H109ZM164 91V90H163ZM166 91V90H165ZM186 91H187V94H186ZM190 92V94H189V92ZM207 91V92H206ZM24 91H22V93H23ZM31 92L29 93V95L31 94ZM95 92V91H94ZM102 92V93H103ZM120 95V98H119V95H117V93ZM180 92H181V90H180ZM180 92H179V95H181L180 94ZM28 93V92H27ZM33 93V92H32ZM39 93V92H38ZM96 93V92H95ZM101 93V94H102ZM112 95V96H110V94ZM121 93L123 94V97H121ZM136 93V94H135ZM33 94H35V92L33 93ZM161 94V93H160ZM18 95L20 96V98H22V96L24 95V93H23V95L21 96L20 95V93H18ZM38 95V94H37ZM39 95H40V93H39ZM38 95V96H39ZM94 95V96H93ZM115 95V96H114ZM185 95V96H184ZM189 95V96H188ZM16 96H17V94H16ZM16 96L14 95V97L16 98ZM31 96V95H30ZM35 96H36V94H35ZM42 96V98H43V101L45 100L44 99V97H43V95H41ZM41 96H39V97H41ZM125 96V97H124ZM127 96H129V99L131 98L132 100H130V101H125L128 97ZM160 96V95H159ZM183 96H184V98H183ZM188 96V97H187ZM25 97V96H24ZM33 97V96H32ZM110 97H114V98H110ZM127 97V98H126ZM188 98V101H187V98ZM18 98V97H17ZM17 98L15 99V100H17ZM160 98V97H159ZM182 98H183V100L186 102H189L190 103V105L187 103V104H185V102H183V100H182ZM40 99V98H39ZM91 99H88L89 101L91 100ZM113 100V101H111V100ZM119 99H122V101L120 100V101H118ZM125 99V100H124ZM138 99V98H137ZM161 99V98H160ZM186 99V100H185ZM110 100V101H109ZM115 100H117V102H115ZM134 100V102L135 103H137L138 104V106H137V104H135L134 102H133V104H132V101ZM159 100V99H158ZM40 101H42V100H40ZM91 101V102H92ZM164 101V100H163ZM169 101L171 102V99H169ZM45 102V101H44ZM120 102V103H119ZM126 104V102L128 103V102H130L129 103V105L131 106V108H130V106H127V104H126V106H125V104ZM165 102V101H164ZM213 102V103H212ZM46 103V102H45ZM110 103H114V104H110ZM115 103H116V106H115ZM121 103H123L122 105H124L125 107H129L128 109L127 108H124V106L122 107V105H121ZM162 100H161V106H162ZM166 103V105L165 106H167V101L165 102ZM164 103V104H165ZM192 103V104H191ZM92 104V103H91ZM121 105V110H126V111H121V110H119V109H117L118 108V106L117 105ZM178 104V105H179ZM103 105V104H102ZM103 105V106H104ZM111 105V106H110ZM120 105H119V107H120ZM170 105V106H169ZM168 106L170 107V108H172L173 106L171 105V104H169ZM177 105V106H178ZM184 105L186 106V105H188V107H190L189 109L187 108V110H189L188 112L186 111V107H184ZM204 105V106H203ZM214 105V106H213ZM98 106H101V105H99V103H98ZM101 107V108H104V107ZM148 106V104H146V107ZM158 106H159V104H158ZM161 106H159L158 108L159 109H163L162 111H164V109H166V107L165 108H161ZM196 106V107H195ZM106 107L104 108V109H106ZM117 107V108H116ZM134 107V108H135ZM113 108V109H114ZM170 108H169V110H170ZM213 109V110H212ZM109 111V112H110ZM131 113H130V112ZM135 111H137V109L135 110ZM134 111V113H136ZM166 111H167V109H166ZM165 111V112H166ZM178 111V110H177ZM128 112V113H127ZM126 113V114H125ZM130 113V114H129ZM162 113V112H161ZM193 113V114H192ZM165 114V113H164ZM186 115V116H187ZM202 115V116H201ZM119 116H122V115H120L119 114ZM206 119V120H205ZM204 120V121H203ZM187 121V120H186ZM186 123H188V122H186ZM206 123V124H205ZM226 125V126H225ZM257 126H259V127H257ZM224 127V128H223ZM193 128V129H192ZM188 131V129L186 130V132ZM191 134V135H190ZM240 134V135H239ZM185 135H187V134H185ZM188 136V135H187ZM188 136V137H189ZM196 137V138H195ZM201 137V138H200ZM190 138V137H189ZM199 139V140H198ZM204 141H203V140ZM259 139V140H258ZM169 141H172L171 139L169 140ZM196 143H195V142ZM190 142V141H189ZM260 142V143H259ZM216 143V144H215ZM223 143V144H222ZM191 144H193V145H191ZM191 145V146H190ZM205 145H206V148H204L205 147ZM210 145V146H209ZM213 145V146H212ZM195 146V147H194ZM197 146V147H196ZM202 147V148H199V147ZM186 147V148H187ZM194 147V148H193ZM225 147H226V149H225ZM184 150V154L186 155V152L187 151H189V149H186V148H184V147H182ZM204 148V149H203ZM186 149V150H185ZM208 149V150H207ZM194 150L196 151V152H194ZM221 150V151H220ZM259 151V152H258ZM176 152H178V153H181L182 154V151L180 150L179 151V149L178 150H176ZM219 152V153H218ZM220 152H222V153H220ZM229 154H228V153ZM238 152V153H237ZM190 153V152H189ZM218 153V154H217ZM226 153V154H225ZM244 153H246V154H244ZM253 153H254V155H253ZM256 153H258V154H256ZM176 154V153H175ZM183 154V155H184ZM187 154H188V152H187ZM252 154V155H251ZM179 155V154H178ZM236 155V156H235ZM239 155V156H238ZM263 155V156H262ZM198 156V157H199ZM203 156V157H202ZM227 156V157H226ZM233 157V159H232V157ZM235 156V157H234ZM238 156V157H237ZM250 157V156H252L251 158H247V157ZM260 157V159H259V161L258 160H256V157H257V159ZM208 158H210V159H208ZM235 158V159H234ZM179 159H178V161H179ZM216 159V160H215ZM253 160V161H252ZM182 161V162H183ZM197 161V162H198ZM212 161V162H213ZM257 163H256V162ZM200 162V163H201ZM228 164H226V163ZM240 162V163H239ZM243 162H244V164H243ZM248 162V163H247ZM178 162H175V164H177ZM181 163V162H180ZM179 163V164H180ZM192 163H193V161H192ZM195 163V162H194ZM216 163V164H215ZM222 163V164H221ZM234 163V164H233ZM245 165V167L247 168H245V167H242L243 165ZM261 163V165H259ZM179 164H177V165H179ZM188 164V166H186ZM197 164H199V162L197 163ZM221 164V165H220ZM254 164H256L255 166H253ZM257 164H258V166H257ZM172 165V164H171ZM177 165H175V168H178L177 167ZM185 165V166H184ZM189 165H190V168H187V167H189ZM200 165H202V164H200ZM241 165V166H240ZM247 165V166H246ZM173 166H174V164H173ZM182 166V167H181ZM184 166V167H183ZM252 166V167H251ZM261 166V167H260ZM187 168V169H184V168ZM197 168L201 171H204V172H202L201 171V175H200V171H198L197 170ZM210 168H212V169H210ZM223 168H220V169H223ZM241 168H243V170L241 169ZM261 168V169H260ZM190 169V170H189ZM194 169V170H193ZM214 169V170H215ZM236 169H237V172L236 173H234L235 171H236ZM253 171H252V170ZM260 169V170H259ZM251 170V171H250ZM261 171L260 173L258 172V171ZM249 172L250 173V176L252 177V175H253V177H254V174L256 175V177H254V179H256V180H254V181H252L253 180V177L251 178V179H249V173L246 175V174H243L242 172ZM86 172H91V170L89 169V171H87L86 170ZM207 172V171H206ZM227 172H230V174L229 175H225V174H227ZM252 172H253V174H252ZM255 172V173H254ZM196 173H199L198 175H196V177L198 176V178L197 179H199V175H200V177H201V181L202 182H206L205 183V186L207 185V183H214L213 185H214V187H216V185L217 184H219L218 185V187H219V190H221V187H223V189L222 190H224V189H226L225 191L226 192H228V194L230 195L231 194V192H232V194H231V196H233V198H231L232 200H230V198H226V197H228L227 195L228 194H225V195H223V193L225 192V191H222V192H220L222 195H220V193H219V198L218 197H214V194H218V192L216 193V191H213L214 189H216L217 190V187L216 188H214V189H212V187H213V185L211 184H209L207 187H209L210 188V191H209V189L208 188H205V186H203L202 187V185H203V183L201 184V186H199L200 185V183L198 184L196 181H198V180H196V178H195V174ZM202 173H204V174H206V175H204V174H202ZM219 173V174H218ZM232 173V174H231ZM233 173H234V176L232 177L231 175H233ZM241 173H242V175H243V177H242V175H241ZM260 175H259V174ZM187 174H189V173H187ZM236 174V175H235ZM185 175V174H184ZM208 175V176H207ZM217 175H220L219 176V178L217 177ZM224 175V177H221V176H223ZM259 177H258V176ZM204 176H207V177H204ZM248 176V177H247ZM183 177H185L186 178V181H187V177H186V175L185 176H183ZM183 177L181 178V180H183ZM217 179H216V178ZM203 178L205 179V180H203ZM207 178H208V180H207ZM213 178V179H212ZM224 179V180H226L225 182H224V184L223 185H221L220 183H221V180H219V179ZM235 178V179H234ZM243 178H245V179H243ZM252 182V184H251V182H249V180ZM209 179H212V180H209ZM216 179V180H215ZM222 179V180H223ZM243 179V180H242ZM260 179V180H259ZM180 180V179H179ZM207 180V181H206ZM223 180V181H224ZM241 180V181H240ZM262 180V182H260ZM183 181H185V180H183ZM209 181V182H208ZM218 181V182H217ZM223 181H222V183H223ZM238 181V182H237ZM245 181V182H244ZM182 182V181H181ZM199 182H200V179H199ZM220 182V183H219ZM234 184H233V183ZM243 182H244V186L247 184H249L247 187L249 188H246V187H244L243 186ZM249 182V183H248ZM259 182V183H258ZM178 183V182H177ZM184 183V182H183ZM193 183V184H194ZM241 183V184H240ZM198 184V188H195L196 187V185ZM232 184V185H231ZM235 184H237V186L235 185ZM261 185V187H259V189H260V191L258 190L257 191V189H258V186H260ZM191 185H189L190 187H191ZM240 185V186H239ZM251 185V186H250ZM262 185H263V187H262ZM188 186V185H187ZM212 186V187H211ZM190 187H188V188H190ZM226 187V188H225ZM228 187H230V189H232V191H230L229 190V188ZM238 187H240V188H238ZM181 188H183V185L181 186ZM186 188V186L184 187V189ZM200 189H202V192H203V190L204 191H206V193H207V191H209V192H211V193H209V195L208 194H206V195H203L202 194V192H200V195H199V192L197 193L196 192V190H199L200 191ZM240 189H241V192H240ZM247 189H248V191H247ZM186 190V189H185ZM188 190H186L187 192H188ZM218 190V191H219ZM230 192H229V191ZM233 190L235 191L234 193H233ZM244 190H245V192H244ZM180 191H183V189H180L179 190V192ZM263 191V192H262ZM213 192H214V194H213ZM225 192V193H226ZM247 192H249V193H251L250 195H251V198H249L250 197V195H249V193H247ZM256 192V193H255ZM260 192H261V194H262V197H261V194H260ZM182 193V195L184 196L185 194L184 193H186L185 191L184 192H181ZM247 193V194H246ZM255 193V194H254ZM258 193V194H257ZM180 194V193H179ZM187 194V193H186ZM201 194L203 195V196H201ZM204 194H205V192H204ZM243 194V195H242ZM254 194V195H253ZM181 195V197H183ZM212 195V196H211ZM215 195V196H216ZM236 195H238V196H236ZM241 195V196H240ZM256 195V196H255ZM220 196H222V198L224 197V199L226 200L225 201V203H224V199H223V202H222V199L220 198ZM252 196H254V197H252ZM185 197V196H184ZM183 197V198H184ZM210 197L211 198H215V199H213V201H212V199L210 200L211 201V203L212 204H215V202H216V205L215 206H217V208H215L214 207V205H212V204H209V203H207V200H209L210 199ZM230 197V196H229ZM234 197H236L235 199H234ZM261 197V198H260ZM239 198H240V200H239ZM255 200V203H257V206L259 205L260 207H257V206H254L253 205V199ZM217 199H221V201H219V202H217L218 200ZM229 200V202H228V200ZM252 199V200H251ZM189 200V199H188ZM191 200V199H190ZM201 200L202 201H206L204 204L201 202ZM215 200H217V201H215ZM251 200V201H250ZM191 201V202H192ZM200 201V205H197V203ZM215 201V202H214ZM233 203V204H231V202ZM244 201V202H243ZM245 201H248L247 203L249 204V205H247V203L245 202ZM190 202V204H192ZM226 202H228V203H226ZM252 202V203H251ZM241 203V204H240ZM262 203V204H263ZM195 204L197 205V206H195ZM202 204V205H201ZM218 204H220L219 205V207H218ZM221 204H222V206H221ZM223 204H225L224 205V207L226 206V209L223 207ZM226 204H229L230 205V207H229V205H226ZM252 204V205H251ZM146 205V204H145ZM231 205H233V206H231ZM251 205V206H250ZM256 205V204H255ZM195 206V207H194ZM198 206H200L199 208H198ZM228 206V207H227ZM247 206H250V207H248L247 208ZM146 207H148V206H146ZM197 207V208H196ZM202 207V208H201ZM213 207V210H215V211H217V212H215V213H221L220 215H218V216H220L221 217V219H220V217L217 219V218H215V215H217V214H215L212 210H211V208ZM220 207H222L223 209H220ZM242 207V208H241ZM255 207H257V208H255ZM263 207H262V210L261 211H263L264 209H263ZM192 208H194L193 209V211H192ZM209 208H210V210H209ZM231 208V209H230ZM247 208V209H246ZM251 208H253V210L252 211H250L249 212V209L251 210ZM254 208H255V210H254ZM233 209V210H232ZM248 210V211H247ZM226 211V212H225ZM187 213H188V217L190 218L191 216H190V214H189V212H190V210H187L186 211ZM205 211L202 213V214H204V216L206 215L205 213H206ZM229 212V213H228ZM240 212V213H241ZM243 212V213H244ZM264 212V211H263ZM196 213L198 214V211L196 210ZM214 213V214H213ZM218 213V214H219ZM223 213H224V215H223ZM262 214V212L260 213V215ZM208 215V214H207ZM205 216L206 217V219L205 220H207V217L208 216ZM225 215V217H227ZM235 215V214H234ZM244 215H247V214H244ZM203 216V215H202ZM253 216V215H252ZM251 216V217H252ZM258 216H259V214H258ZM258 216H256L257 218H260V217H258ZM0 217H1V215H0ZM192 217H191V219H192ZM200 217V218H199ZM204 217V218H205ZM217 217V216H216ZM250 217V216H249ZM2 218V217H1ZM203 218V217H202ZM204 218L202 219V220H204ZM233 217H230V219H232ZM236 218H234L233 220H235ZM241 219V218H240ZM248 219H250V218H248ZM187 220H189V219H187ZM193 220V219H192ZM191 220V221H192ZM195 220V219H194ZM258 220V219H257ZM1 221L3 222V220L1 219ZM189 222H190V220H189ZM193 222V221H192ZM204 222V221H203ZM208 223V220L207 221H205V223ZM6 224H8L7 222H5ZM197 223V224H196ZM1 224H4V223H1L0 222V226H1ZM5 224V225H6ZM187 224V223H186ZM192 224V225H193ZM134 225H135V223H134ZM190 225H191V223H190ZM7 226V225H6ZM136 226H137V224H136ZM220 226H221V224H220ZM3 227V226H2ZM213 227V228H212ZM215 227V228H214ZM192 228V227H191ZM206 228L205 229H203V230H206ZM219 228V227H218ZM214 229V230H213ZM258 229V228H257ZM258 230H260V228L258 229ZM258 230H256V232L258 231ZM200 231V232H199ZM261 231V230H260ZM212 234H211V233ZM219 232V231H218ZM200 233V234H199ZM258 233H260V232H258ZM194 234V235H193ZM199 234V235H198ZM192 236V237H191ZM258 236H261V234L260 235H258ZM205 237V238H206ZM205 238H203V240L202 241H205ZM261 238V237H260ZM264 238V237H263ZM197 239H198V241H197ZM201 239H202V237H201ZM200 239V240H201ZM210 239H211V241H210ZM213 239V240H212ZM206 240V241H207ZM146 240H143V241H140V242H145ZM263 243H264V241L263 240H261ZM194 243H195V241H194ZM193 243V244H194ZM199 243H200V241H199ZM198 243V244H199ZM207 242H203V244H206ZM189 244V243H188ZM197 244V245H198ZM201 244V245H200ZM199 244V246L201 247L202 246V248L204 247V245H202V242ZM195 245H196V243H195ZM195 245H191V246H195ZM196 245V246H197ZM187 246H189V250H191V253L190 254H193V253H197V252H194L196 249H199V247L197 248L196 246V249H195V247L194 248H191L190 249V245H187ZM209 246V245H208ZM201 249V248H200ZM199 253V252H198ZM141 258H143L144 259V257H141ZM146 258V257H145ZM168 257H166V259H167ZM140 259V258H139ZM143 259H141L142 261H146V260H143ZM140 260V261H141ZM151 260V259H150ZM149 260V261H150ZM93 262V258H92V260H91V258H90V262ZM138 261V260H137ZM151 262V264L153 263L152 261H150ZM149 262V263H150ZM139 263V262H138ZM153 264H157V262H155V263H153Z\"/></svg>",
  "mask_w": 264,
  "mask_h": 264
}]
</instances>
